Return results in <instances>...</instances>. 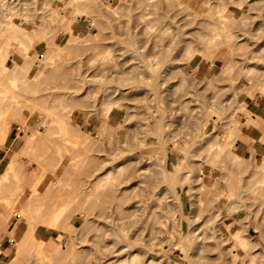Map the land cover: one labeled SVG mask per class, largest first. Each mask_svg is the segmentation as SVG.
I'll return each instance as SVG.
<instances>
[{"label": "rangeland", "instance_id": "1", "mask_svg": "<svg viewBox=\"0 0 264 264\" xmlns=\"http://www.w3.org/2000/svg\"><path fill=\"white\" fill-rule=\"evenodd\" d=\"M69 1L0 0V44L10 57L24 56L22 66L13 74L9 67L5 76L19 78L32 65L28 76L33 77L30 83L23 79L25 87L17 80L16 87L24 88L18 89L20 95L6 78L19 104L9 101L14 95L7 105L4 101L6 107V96L0 100L5 112L0 124L10 122L5 140L0 133V177L5 175L0 181V264H121L122 255L115 258L113 252L124 246L126 252H138L134 264H264V0H181V11L175 3L178 17L169 15L176 12L171 10L176 0H167L173 8L165 0L170 13L163 12L164 0L156 2L160 9L151 0L152 7L143 0ZM207 13L214 23L204 18ZM196 22L217 23L209 26H224L226 34ZM70 28L75 34L66 31ZM197 31H213L204 34L211 44ZM158 33L160 42H155ZM163 40L165 48L173 44L168 55L160 51ZM184 45L196 52L188 46L183 51ZM135 49L144 54L143 61L154 52L152 60L159 65L164 53L166 61L172 57L157 70L163 76L176 66L166 78L170 81L157 86L147 78L152 71L143 70ZM129 55L137 58L136 66ZM138 60L144 76L138 69L125 73ZM45 72L53 75L47 78ZM134 78L138 84L129 88ZM54 113L68 123L62 133L56 131L60 137L75 128L86 138L78 140L71 131L74 136H65L69 143L65 138L63 149L64 138L54 132L64 123L58 125ZM52 126L53 136L43 141L47 145L53 138L51 146L39 143L48 156L38 161L39 138L27 141L25 132L47 128L46 133ZM55 147L57 155L49 152ZM13 153L17 162L7 169ZM59 154L70 160L61 157V163Z\"/></svg>", "mask_w": 264, "mask_h": 264}, {"label": "bare ground", "instance_id": "2", "mask_svg": "<svg viewBox=\"0 0 264 264\" xmlns=\"http://www.w3.org/2000/svg\"><path fill=\"white\" fill-rule=\"evenodd\" d=\"M74 1H75V0H72V1H69V2H73V3H74ZM141 1H142V0H141ZM141 1L139 0L138 2H141ZM149 1H150V0H147V1L143 0V2L145 3L144 6L147 5V6H151V7H152V6H154V4H155V8L157 7V8L160 9V7L158 6V4H159V3L161 4L162 0H160L161 2H159V3H158V0H154V1L151 0V2H153L154 4L150 2V5L147 3V2H149ZM170 1H171V0H170ZM174 1H175V0H174ZM176 1H177V0H176ZM176 1L174 2V5H175L176 7H174V6L171 5V4H173V3H169V2H167V0H166V3H167V5H168V7H170V6H171L170 8H173V7H174L173 9H171L172 11H173V10H176V8L178 7L177 5H179V7H178L179 9H180V8H183L184 5H185L181 0L179 1L180 3H181V2L183 3V4L181 3V5H180V3H179L178 1H177V2H176ZM185 1H186V0H184V2H185ZM187 1H188V0H187ZM203 1H204V0H203ZM78 2H81V0L78 1ZM156 2H157L158 4H156ZM171 2H172V1H171ZM168 3H169V4H168ZM175 3H177V5H176ZM178 3H179V4H178ZM185 3H186V2H185ZM187 3H188V2H187ZM202 3H203V2L201 1V4H202ZM79 4H80V3H79ZM152 4H153V5H152ZM164 4H165V0H164ZM217 4H219V2H218ZM220 4H221V3H220ZM224 4H225V3H224ZM80 5H82V4H80ZM156 5H157V6H156ZM161 5L164 6L163 8H165L164 11H163V9H162V11H163L164 13H165V12H168V10H169L170 8L167 9L168 7H167L166 4H165L166 6L163 5V3H162ZM169 5H170V6H169ZM203 5H204V4H203ZM205 5H206V3H205ZM225 5H226V4H225ZM228 5H229V4H227V6H228ZM75 6H76V5H75ZM162 6H161V7H162ZM180 6H182V7H180ZM201 6H202V5H201ZM233 6H235V5H233ZM166 7H167V8H166ZM185 7L187 8V5H186ZM208 7H209V6H207L206 9H208ZM215 7H217V6H215ZM215 7H214V9H215ZM188 8H189V7H188ZM209 8H210V7H209ZM179 9H177V10H179ZM210 9H211V10H214L213 8H210ZM171 10H169V13H170ZM177 10H176V12H173V13L171 12V14H169V13H166V14H169L170 16H171V15H174V14L177 13ZM179 11H181V9H180ZM179 11H178V12H179ZM215 11H217V10H215ZM215 11H212V12H215ZM218 12H219V11H218ZM210 13H211V12H210ZM178 14H179V13H178ZM207 14L210 16L209 13H207ZM213 14H214V13H213ZM208 15H207L208 18H207L206 16H204V18H206L207 20H209V19L213 16L212 14H211L212 16H210V17H209ZM161 16H163V17H160L161 19H163V21H164V18L167 17V16L164 15V14L161 15ZM170 16H169V17H170ZM174 16H175V17H178L177 15H174ZM174 16H172V18H173ZM217 17H218V23H221L222 25L225 24V21L222 20L223 18H222V15H221V14H220V15H217ZM217 17H216V18H217ZM170 18H171V17H170ZM172 18H171V19H172ZM211 19H212V23H214V22H215V21H214L215 19H214V18H211ZM211 19H210V20H211ZM179 20H180V19L176 20V23H177V22L179 23ZM204 20H205V19H204ZM204 20H201V21H204ZM207 20H206V21H207ZM206 21L203 22V23H206ZM164 22H165V21H164ZM180 22L182 23V21H180ZM165 23H166V22H165ZM165 23H164V24H165ZM178 23H177V24H178ZM197 23H198V22H196V24H197ZM209 23H211V21H210ZM209 23H208V24H209ZM167 24H169L168 21H167ZM179 24H180V23H179ZM184 24L187 25V24H189V23L186 22V23H184ZM165 25H166V24H165ZM181 25L183 26V24H180L179 26L182 27ZM198 25H201L200 28L203 27V26H207V24H205V25L203 24V26H202V24H199V23H198ZM198 25H197V26H198ZM209 25H211V24H209ZM209 25H208V26H209ZM215 25L217 26L218 24L216 23ZM215 25H211V27H212V26H215ZM73 26H74V25H73ZM73 26H72V27H73ZM208 26H207V27H208ZM216 26H215V27H216ZM198 27H199V26H198ZM198 27H197V28H198ZM207 27H205V28H207ZM209 27H210V26H209ZM209 27H208V29L213 30V29H211V27H210V28H209ZM220 27H221V26H220ZM220 27H217L216 29L219 28V29H221V30L223 31V29H224L223 27H224V26L222 27L223 29L220 28ZM167 28H168V27H167ZM167 28H166V29H167ZM173 28H174V27H173ZM145 29H147V28H145ZM148 29H149V28H148ZM162 29H163V28H162ZM162 29H159V31L161 32ZM166 29H164V30H166ZM168 29H170V28H168ZM184 29H185V28H184ZM216 29H214V30H216ZM164 30H163V31H164ZM177 30L180 31L179 29H177ZM206 30H207V29H206ZM214 30H213V31H214ZM66 31H73L72 33L75 34V33H74V30H72V28H70L69 30H66ZM144 31L146 32V34H148V30H144ZM178 31H176V33H177ZM213 31L211 32V34L214 33V32L216 33V31H214V32H213ZM217 31H218V30H217ZM160 32H159V33H160ZM187 32H188V31H187ZM187 32H186V33H187ZM197 32H198V31H197ZM197 32H196L197 35L200 34V33H202V35H203V37H202L201 35H199V36H198L199 38H200V36H201V38H204V34H205V35L207 34V33H204V32H198V33H197ZM205 32H208V30L205 31ZM209 32H210V31H209ZM209 32H208V33H209ZM224 32H225V33H224ZM227 32H228V30H227ZM149 33H150V30H149ZM151 33H152V32H151ZM159 33H158V34H159ZM176 33L173 34V35L176 36ZM180 33H181V31L178 33V35H179ZM186 33L184 32V34H186ZM188 33L190 34L191 32H188ZM219 33H220V30H219ZM228 33H229V32H228ZM152 34H153V33H152ZM156 34H157V33H156ZM156 34H155L154 36H156ZM211 34H209V35H211ZM217 34H218V32H217ZM217 34H216V35H217ZM223 34H226V31H223ZM230 34H231V33H230ZM230 34H229V35H230ZM160 35H161V34L157 35L158 38H157V36H156L157 39H153V40H154L155 42H156V40H157V42H160V41H158ZM178 35L176 36V38L179 37ZM181 35H182V34H181ZM209 35L207 34V37H208ZM214 35H215V34H213V36H214ZM218 35H219V34H218ZM218 35H217V36H218ZM227 35H228V34H227ZM151 36H152V35H150V34L148 35V37H150V38H151ZM175 36H174V37H175ZM213 36H210V37L213 38ZM217 36H215V37H217ZM222 36L226 37L225 35H222ZM207 37L205 36V38L202 39V41L204 40V42H206L207 45H210V44H211L210 41H209L210 38H207ZM215 37H214V38H215ZM218 37L221 38L220 35H219ZM228 37H229V36H228ZM228 37H227V38H228ZM150 38H149V39H150ZM152 38H154V37L152 36ZM172 38H173V36L170 38L169 44H170V42L172 43V41L174 40V39H173V40L171 41ZM179 38H181V37H179ZM193 38H194V37H193ZM220 38H218L219 40L217 39V40L219 41V43L217 42V43H218L217 45L220 44ZM0 39H1L2 42H3L4 39H3V38H0ZM177 39H178V38H177ZM177 39L175 40L176 42L174 41V45L177 43ZM194 39H195V38H194ZM197 39H198V38H197ZM223 39H224V38H223ZM223 39H221V40H223ZM139 40H140V39H139ZM141 40H142V39H141ZM145 40H146V43H145L146 45H145V46L149 45L150 42L147 43V41H149L148 38L142 40V42H144ZM150 40H151V39H150ZM187 40H188V41H187ZM195 40H196V39H195ZM198 40H201V39H198ZM205 40H207V41H205ZM225 40H226V39H225ZM136 41H137V40H136ZM136 41H134V42L136 43ZM151 41H152V40H151ZM179 41H180V40H179ZM185 41H187V42H188L187 44H190V45H192L191 47H193V41H192V40H190V39L187 38ZM185 41H184V42H185ZM191 41H192V43H191ZM202 41H201V42H202ZM215 41H216V40H214V39H213V41H212V42H214V46H215V44H216ZM5 42H6V41H5ZM139 42L141 43V41H139ZM152 42H153V41H152ZM163 42H164V40H163ZM195 42H196V41H195ZM201 42L198 41V44H200ZM165 43H168V42H164V46H163V43H162V41H161V45H162V46H160V44H159L158 47H156V46L152 47V45H154V44L152 43V45L150 46L149 49L152 48L151 50H154L155 47H156V48H159V46L162 47V48H163V47L165 48ZM178 43H179V42H178ZM221 43H222V42H221ZM225 43H226V42L224 41V44H225ZM22 44H23V43H22ZM22 44H21V47L23 46ZM129 44H132V45H133L134 43H128V45H129ZM136 44H137V43H136ZM138 44H139V43H138ZM138 44H137V45H138ZM156 44H158V43H155V45H156ZM169 44H166V45L169 46ZM185 44H186V43H185ZM212 44H213V43H212ZM128 45L126 46L127 48H126V47H124V48H125V49H128L129 51H131V50L128 48ZM170 45H171V44H170ZM190 45H184L185 48H182V50L184 51V50L186 49V46H188L187 50H189ZM200 45H203V42H202V44H200ZM227 45H229V43H228ZM145 46H144V47H145ZM194 46H196V45L194 44ZM205 46H206V45H205ZM129 47H130V46H129ZM139 47H140V46H139ZM139 47H138V48H139ZM169 47H170V46H169ZM169 47H166L165 49H164V48H163V49H160V51L163 50V51H165V53H166L168 50H170V49L173 47V44H172V47H171L170 49H169ZM175 47H176V46H175ZM175 47H174V48H175ZM177 47H178V46H177ZM210 47H212V46H210ZM107 48H108V47H107ZM124 48H122V50H121V49H120V50H121V53L125 55V53H123V52H126V51L123 50ZM146 48H147V47H146ZM167 48H168V49H167ZM208 48H209V47H208ZM23 49H25V48H23ZM109 49H110V48H109ZM109 49H108V50H109ZM166 49H167V51H166ZM180 49H181V48H180ZM190 49H191V48H190ZM196 49H197V48H195V49L192 48L190 51L192 52L193 50H195V52H196ZM136 50L138 51V49H135V52H134V51H132V52L136 53V52H137ZM151 50H150V51H151ZM156 50H159V49H156ZM156 50H154V51H156ZM171 50H172V49H171ZM175 50H176V48H175ZM224 50H225V49H224ZM17 51H20V50H17ZM129 51H128V52H129ZM163 51H161V52H163ZM173 51H174V49H173ZM180 51H181V50H180ZM220 51H221V50H220ZM230 51H231V50H230ZM106 52H107V51H106ZM145 52L148 53L147 50H146ZM161 52H157V51H156L155 53H156V54H157V53H158V54H162ZM168 52H169V51H168ZM168 52L166 53L167 55H168ZM170 52H171V51H170ZM191 52H190V53H191ZM108 53H109V52H108ZM153 53H154V52H153ZM153 53H152V52H151V54L148 53V55H149L148 57H149V58L147 57V60H145V61H143V59H145V57L143 58V55H144V54H143V55L141 54V55H142V58H141L142 61H141V60H138V63H137V64L139 65V61H141V62L143 63V67H144L143 70H146V71H152V73H151L147 78H149L151 81L156 80V84H157V86H158V85H161L162 83H164L165 81H167L168 79L166 80V78L169 77L170 74H171V75H172V74L174 75V72H175V71L172 73L171 70H174L176 66H174L171 70H168L167 73H165V74H163V72H162V75H163V76H160V72H157V70H160V68H159L158 66H160V67H161V65L164 66V64H166V63L168 62V60L171 59L172 57H171V58L169 57V59L166 61L165 58H166L167 55L164 53L163 55H164V56L166 55V56H165V57L163 56V58H164V60H165L166 62H165L164 60H162V61H161V64L159 65L158 63H156L158 60H156V62H154V61H155L154 59L157 58V57H155V55H156L155 53H154L155 55L153 56V55H152ZM174 53H175V52H174ZM182 53H183V52H181V54H182ZM187 53H188V52H187ZM126 54H127V53H126ZM130 54H131V53H130ZM132 54H133V53H132ZM136 54H139V52H137ZM184 54H185V52H184ZM184 54H183V55H184ZM188 54H189V53H188ZM192 54H193V53H192ZM124 55H122V57H123ZM139 55H140V54H139ZM141 55L139 56V58L141 57ZM186 55H187V54H185L184 56H186ZM189 55H190V54H189ZM126 56H128V55H126ZM129 56H130V55H129ZM131 56H132V55H131ZM131 56H130L129 58H131ZM145 56H146V53H145ZM152 56H153V58H154V57H155V58L153 59ZM156 56H157V55H156ZM169 56H171V55H169ZM177 56H178V55H177ZM184 56H182V57H184ZM19 57H20V56H17V57H12V56H11V57H10V56L6 53V47H4L3 43L0 44V73H1L0 76L3 77V75H4V77H5V82H6V78H7L8 81H11V82H10L11 84L13 83V87L15 86V88H17V89H16V92H15V90H14V92H15L16 94L18 93L17 95H20V93H19V91H18L19 87H18V86L16 87V82H17V80H20V78H21L22 80H23V79H24V80L26 79V81H27L28 79H30V80H28V82H27V83H30L29 81L32 82V78H33V77H31V76H28V72H29V70H30V68H31L32 65H27V66H25L26 63H25V65H24L25 67L22 69V70H23V73H22V75H21L22 77L20 76V77L18 78L17 75H16V76L14 75L15 77L9 75V77L11 78V79H9V77H6V76H5V74H6L7 72L11 71V70L9 69V67H12V66H13V69H12V74H13V72L15 71V68H16V67H21V66H22V62H21V60H23L24 56H23V58L21 57V60H20ZM28 57H29V56H28ZM42 57H43V56L41 55V60H43ZM120 57H121V55H120ZM122 57H121V58H122ZM124 57H125V56H124ZM158 57H159V56H158ZM189 57H191V56H189ZM189 57H188V58H189ZM25 58H27V56H26ZM127 58H128V57H127ZM127 58L125 57L126 60H127ZM132 58H134V57L132 56ZM132 58H131V59H132ZM160 58H162V57H160ZM167 58H168V56H167ZM178 58H179V57H178ZM178 58L175 57V58H173V59H176V60H177ZM152 59H153L154 61H153ZM158 59H159V58H158ZM189 59H190V58H189ZM39 60H40V59H39ZM128 60H129V59H128ZM128 60H127V61H128ZM132 60H133V59H132ZM135 60H136V61H135ZM135 60H133V62H131V63H132V64H133V63L135 64V63L137 62V58H136V57H135ZM159 60H160V59H159ZM176 60H175V61H176ZM180 60L182 61V59H180ZM123 61H124V60H123ZM152 61H153L154 63H153ZM163 61H164V63L162 64ZM20 62H21V63H20ZM124 62H125V61H124ZM128 62H130V61H128ZM128 62H126V63H127V64H130V63H128ZM141 62H140V63H141ZM173 62H174V60H173ZM126 63H125V65H126ZM168 63H169V62H168ZM171 63H172V61L170 62V64H171ZM174 63H177V62H174ZM48 64H49V63H48ZM123 64H124V63H123ZM132 64H131V65H132ZM134 64H133V65H134ZM125 65H123V67H124ZM133 65H132V66H133ZM138 65H137V67H134V66H136V64H135L133 67H131V66L128 65L129 67L126 66V69H125V70H127L128 72H125L124 70H123V71H124L125 73H129V72H131L132 70L135 71V69H136V70L138 69L137 71L141 70V71L138 72V74H139L141 77H143L144 74L142 73V75H141L140 73H141V72H144V71H142V69H140V67H141L140 65H139V68H138ZM167 65H168V64H167ZM167 65H166V67H167ZM171 65H172V64H171ZM115 66H116V65H115ZM130 67H131V68H130ZM143 67H142V68H143ZM207 67H208V66H207ZM127 68H128V69H127ZM158 68H159V69H158ZM51 69H52V68H50V70H51ZM121 69H123V68H121ZM169 69H170V68H169ZM43 70H44V68H43ZM55 70H56V69H54V70L52 69L51 72L53 71V73L56 74V75L54 74L55 77H56V76H58V75H57V73H56L57 71L54 72ZM121 71H122V70H121ZM123 71H122V73H123V75H124V72H123ZM137 71H135V72H137ZM169 71H171L170 74H169ZM2 72H3V73L5 72V73L3 74ZM46 72H49V70L46 71ZM46 72L44 73V76H45V77H46V74H48V73H46ZM135 72H134V73H135ZM41 73H42V76H43V72H41ZM41 73H38V74L41 76ZM129 74H130V73H129ZM129 74H128V75H129ZM135 74H137V73H135ZM138 74H137V75H138ZM168 74H169V75H168ZM7 75H8V73H7ZM50 75H53V74H52V73L48 74V75H47V78L50 77ZM126 75H127V74H126ZM133 75H134V74H133ZM137 75H136V76H137ZM139 75H138V76H139ZM173 75H172V76H173ZM130 76H131V75H130ZM136 76H135V77H136ZM138 76H137V77H138ZM172 76H171L169 79H171ZM2 77H0V79L3 80L4 77H3V78H2ZM12 77H13V78H12ZM34 77H36V76H34ZM131 77H132V76H131ZM133 77H134V76H133ZM133 77H132V78H133ZM138 79H139V77H138ZM172 79H173V78H172ZM22 80H20V81L22 82V84H26V82H25L24 80H23V81H22ZM135 80H136V79L134 78V81H135ZM122 81H123V80H122ZM125 81H126V80L123 81V84L125 83ZM134 81H132V82H134ZM168 81H170V80H168ZM0 82L3 83L4 80H3V81H0ZM24 82H25V83H24ZM126 82H128V81H126ZM136 82H137V81H135L134 84H131V82H130V83L128 82V84H129L130 86H129L127 83H126L124 86H127V85H128V87L130 88V87H133V86H131V85L136 86V85H135ZM2 83H0V84L2 85ZM6 83H7L8 85H6ZM6 83H4L3 85L8 86L7 88H9L11 84H9L8 82H6ZM154 83H155V81H154ZM17 84H18V83H17ZM20 84H21V83H20ZM22 84H21V85H22ZM136 84H138V82H137ZM18 85H19V84H18ZM21 85H20V87H21ZM120 85H122V84H120ZM5 86H3V87L6 88ZM11 86H12V85H11ZM23 86L25 87V86H27V84H26V85H23ZM155 86H156V85H155ZM3 87H2V88H3ZM0 88H1V86H0ZM2 88H1L2 91L0 90V93H3V92H4V93H3L4 95H2V94L0 95V100H2V98H4V97H2V96H6V98H4L3 103H2L3 107H4L5 104L7 105V102H8V101H7V98L10 99V97L13 96V95H14V96L11 97V98H13V99H12L13 101H12L11 99H10V100L8 99V100H9L12 104H13V102L15 103V101H16V103H17V101H19L18 98H19L20 96L17 98V95H15V93L13 94V92H11L12 88H9V90L6 88V91H7V92L3 91L4 88H3V89H2ZM20 89H24V88L21 87ZM20 89H19V90H20ZM9 91H10V93H12V95L9 93ZM12 91H13V90H12ZM17 91H18V92H17ZM114 91L116 92L117 90H114ZM115 92H114V93H115ZM118 92H119V91H118ZM5 93H8V95H5ZM107 95H108V97H109V94H107ZM111 95H112V93H111ZM118 95L120 96V98H123L122 96H124V93H123V92H120ZM7 96H9V97H7ZM21 96H22V95H21ZM1 97H2V98H1ZM105 97H107V96L105 95V96L103 97V100L106 99ZM16 98H17V99H16ZM5 99H6V100H5ZM14 99H15V101H14ZM118 99H119V97H118ZM4 101H5V102L7 101V102L5 103ZM104 101H106V100H104ZM0 102H1V101H0ZM116 102H117V100H113V102L110 103V104L114 105V103H116ZM4 103H5V104H4ZM8 103H9V102H8ZM11 103H10V104H11ZM16 103L13 104V105L15 106ZM102 103H103L104 105H106V103H104V102H102ZM246 103H247V101H243V102H242V106L246 105ZM17 104H19V102H18ZM6 105H5V107H6ZM3 107H1V104H0V108H2V109H0V110H1V111H0V115H1V113H2V115H1L0 118L4 117L3 115H4L5 112L2 111V110H3ZM54 114H55V113H54ZM57 115H58V113H56V114L54 115V118L57 117ZM59 115H60V114H59ZM59 115H58V116H59ZM59 117H60V116H59ZM59 117H57V118H59ZM59 119H60V120H59ZM59 119H58L59 121L57 122V124H58V123H59V124H62L61 122L64 123V124H62V125H59V124H58V125L60 126V128L56 127V126H57V124H56V121H57L56 118H55V120H56V121H55L56 126H54V125H55V124L53 123L54 119H53V117H52V120H53V121H52L53 126L56 127V128H58V129H55V132H54V134H55L56 136H58L57 134L59 133V132L57 133L56 131H59L60 129H62L61 127H62L63 125H68L67 122L61 121V120H63V119H61V117H60ZM0 122H1V124H2L3 121L0 120ZM248 122H249V121H248ZM52 123H51L50 125H52ZM1 124H0V133H1V135H2L1 138L4 139V138L6 137V131H7V129L10 128V122L5 123V124H7V125L4 126V127H2ZM53 126L51 127V130H52V131H49L50 129H48V132H50L49 135H48V132L45 133V131L47 130V128L45 129V131H43L42 128H35V129H33L31 132H30V131L25 132L26 136L29 138V139H27V141H29V140L32 141V139H35V138L38 137L39 139L36 141L37 144H38V147H37V149H35V150H38V148H39L40 151H41V150L43 149V147H42L43 145H44V147H45L44 149H47L46 146H47V147H50V146H51V145H50V144H51L50 141H51L53 138H51V139L48 138V139H50V140L48 141V143H47V141H46L47 145H45V142H43V141H44L47 137H49V136H53V135H51V134H53V129H54ZM110 126H111V125H110ZM111 127L113 128V126H111ZM52 128H53V129H52ZM112 128H111V130H112ZM72 129L75 130V131H72L71 129H67V130H71L73 134L76 133V134H75V137L78 138V140H79V138H80V140H81L82 138H86L82 133H79L78 130H76L75 128H72ZM113 129H114V128H113ZM62 130H63V129H62ZM67 130H64V131L66 132ZM60 131H61V130H60ZM71 131H70V133H71ZM106 131H107V130H106ZM51 132H52V133H51ZM62 132H63V131H61V133H62ZM65 132H64V135H65L66 133H67V135L70 134L69 131H67L66 133H65ZM107 132H108V131H107ZM44 133L46 134V137L44 136ZM83 133H85V132L83 131ZM59 134H60V133H59ZM85 134H86V133H85ZM107 134H109V133H107ZM47 135H48V136H47ZM55 135H54V137H55L54 139H56V136H55ZM62 135H63V134H60L59 137L62 136ZM67 135H65V136H66V137H68V136H69V137L72 136L71 134L68 135V136H67ZM131 135H132V134H131ZM133 135H135V134H133ZM65 136L63 137L64 139H63L62 137H60V138L63 139L62 141L65 140V138H66ZM73 136H74V135H73ZM73 136H72V137H73ZM89 136H90V140H91L92 142H95V134H91V135H89ZM59 137H57V140H58ZM72 137H71V138H72ZM133 137H134V136H133ZM71 138H70V139H71ZM3 139H2V140H3ZM66 139H67V138H66ZM4 140H5V139H4ZM46 140H47V139H46ZM59 140H61V139H59ZM74 140H75V139H74ZM74 140H72V143L75 142ZM78 140H77V141H78ZM53 141H54V140H53ZM53 141H52V142H53ZM67 141H68V143H69V139L66 140V143H67ZM39 143H41L42 146H41V144H39ZM43 143H44V144H43ZM49 143H50V144H49ZM54 143H56V142H53V143H52L53 147L55 146ZM64 143H65V141H64ZM64 143H63V144H64ZM66 143H65V145H62V144H61L62 146H64L63 149H65V147H66ZM232 143H233V142H232ZM232 143H229V144H232ZM48 145H49V146H48ZM61 145H59V147H60ZM77 145H78V144H77ZM59 147H58V148H59ZM41 148H42V149H41ZM55 148H56L55 151H54L53 148H51L53 151L50 150L49 152L56 153V155H57V151H58V149H57V147H55ZM8 149H9V148H8ZM8 149H7V150H8ZM44 149L42 150V153L40 152L41 154H44V153H45L46 150H44ZM59 149H60V148H59ZM79 149H80V148H79ZM81 149H82V148H81ZM82 150H83V149H82ZM85 150H86V149H85ZM43 151H44V153H43ZM78 151L81 152L80 150H78ZM33 152H34V151H33ZM33 152H32V153H33ZM60 152H61V153L64 152V150H62V147H61ZM83 152H84V150H83ZM35 153H36V152H35ZM40 153H39L38 155L36 154L37 157H38V159H37L38 161H42L43 158H44V159L47 158V156H48V150H47V152H46L47 155H45L46 153L44 154L45 157H44V156H43V157L40 156V158H39ZM58 153H59V152H58ZM74 153H75V151H74ZM76 153H77V152H76ZM84 153H85L84 155L86 156V151H85ZM15 154H16V155H15ZM80 154H81V153H80ZM80 154L78 153L79 156L82 155L81 157H84L83 154H81V155H80ZM117 154H118V153H117ZM117 154H116V155H117ZM12 155H13V156H12V158L10 157L11 159L9 160V163L7 164V167H5V168H7V169H10V166H13V165H14L15 160H16V158H17L16 156H17L18 154H17V153H13ZM36 155L33 156L34 159H35ZM54 155H55V154H54ZM72 155L74 156V154H72ZM76 155H77V154H75V156H76ZM78 155H77V156H78ZM114 155H115V154H114ZM114 155H113V157H114ZM58 156L60 157V161H61V157H62V159H64L63 155L60 156V154H59ZM75 156H74V157H75ZM15 157H16V158H15ZM37 157H36V158H37ZM65 157H66V158H65L66 161H67V160H70L67 156H65ZM81 157H80V158H81ZM31 158H32V157H31ZM41 158H42V159H41ZM19 159H20V158H19ZM39 159H41V160H39ZM44 159H43V161H44ZM65 159H64V161H65ZM32 160H33V159H32ZM58 160H59V158H58ZM34 161H35V160H34ZM66 161H65V162H66ZM16 162H17V160H16ZM58 162H59V161H57V164H55L56 166H57L58 164H60V163H58ZM36 163H37V161H36ZM40 163H41V162H40ZM61 163H63V160L61 161ZM38 165H39V164H38ZM41 165H42V167L44 166L43 164H41ZM55 165H54V166H55ZM56 166H55V168H56ZM38 167H40V166H38ZM42 167H41V168H42ZM57 167H58V166H57ZM43 168H44V167H43ZM53 169H54V167H53ZM56 169H57V168H56ZM44 170H45V169H43V171H44ZM40 174H42V176L40 175V178H42L43 175H44V172H43V173H40ZM107 174H108V172H107ZM96 175H97V174H96ZM4 176H5V175H1V177H0V181L4 180V178H5ZM169 177H170V176H169ZM57 180H58V182H59V178H58ZM169 180H170V179H169ZM40 181H41V179L38 178V181H37L36 184L33 186V190H31V192H32L33 194L31 193V194H30V197L33 195V199L36 198V196H35V198H34V195H35L34 190L37 189L38 185L41 183ZM171 181L174 182L173 177L171 178ZM52 183H53V182L51 181V183H50L49 185H51ZM49 185H48V186H49ZM0 187H1V182H0ZM189 189H190V188H189ZM20 190H21V189H20ZM20 190H19V192H22V190H21V191H20ZM111 190H112V188L110 189V191H111ZM82 192H84V191H82ZM108 193H109V191H107V192L105 193V194H107L106 196H108ZM19 194H20V193H19ZM111 194H112V193H110V195H111ZM4 195H5V194H4ZM20 195H21V194H20ZM117 196H118V195H117ZM117 196H116V197H117ZM31 198H32V197H31ZM74 198H75V197H74ZM114 198H115V197H114ZM118 198L120 199V197H117V198H115V199H118ZM119 199H118V201H116V202H118V204H117V205L114 204V205L117 206V207H118V205L120 204V203H119ZM72 200H73V198H72ZM71 202H72V201H71ZM119 207H120V206H119ZM115 209H116V208H115ZM117 209H118V208H117ZM77 215H78V214H77ZM41 241H42V240H41ZM124 247L126 248V247H128V246H124ZM124 247L119 248V249H121V250H116L115 252H113V253H114L113 256H114L115 258H116V257L118 258L120 255H122V256H121L122 258H120V259L118 258V260H119V261L117 260L118 263L123 264V263L128 262V263H132V264H134V263L136 262V260H137V254H136V253H138V252L136 251L135 254H134V253H131V252H126V250H125ZM129 247H130V246H129ZM126 249H127V248H126ZM127 250H128V249H127ZM128 251H129V250H128ZM130 251H131V250H130ZM134 251H135V250H134ZM132 252H133V251H132ZM233 252H234V251H233ZM151 259H152V257H151ZM153 259H154V258H153ZM115 260H116V259H115ZM113 261H114V258H113Z\"/></svg>", "mask_w": 264, "mask_h": 264}]
</instances>
